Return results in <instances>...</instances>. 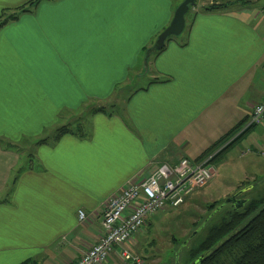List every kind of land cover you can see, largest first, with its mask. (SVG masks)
Returning <instances> with one entry per match:
<instances>
[{"label":"crops","instance_id":"1","mask_svg":"<svg viewBox=\"0 0 264 264\" xmlns=\"http://www.w3.org/2000/svg\"><path fill=\"white\" fill-rule=\"evenodd\" d=\"M29 1L0 0V16ZM180 2L40 0L0 27V139L15 145L0 143V264H72L97 241L106 201L126 181L164 162L196 161L237 127L213 153L245 135L214 165L247 158L264 175L249 156L264 158L256 148L264 121L249 124L264 98V0H198L185 33L151 56L147 84L120 111L91 114L84 137L39 142L67 124L63 113L141 77L144 49ZM214 2L233 4L203 10ZM157 77L166 81L151 82ZM23 141L30 148L16 150Z\"/></svg>","mask_w":264,"mask_h":264},{"label":"rangeland","instance_id":"2","mask_svg":"<svg viewBox=\"0 0 264 264\" xmlns=\"http://www.w3.org/2000/svg\"><path fill=\"white\" fill-rule=\"evenodd\" d=\"M180 1L181 0H177V3ZM206 1L209 2V0ZM193 11L194 10H191L186 16L187 24L190 22L191 13ZM160 33L150 39L149 47H152L156 43ZM176 38L179 37H175L174 39ZM140 62H142L144 67L145 53H143ZM146 75L147 71L142 73L141 77L132 78V81H127L124 89H118L115 94L106 101L99 103L94 102L93 105L89 104L88 106H84L82 108L83 110L73 112L69 115L63 113L62 124L67 121L66 123H70L72 126H76L77 124L82 125L87 130L91 111L100 109V107L111 113L120 111L127 94L132 91L133 88L147 84L149 77ZM133 81L134 84L130 83ZM128 84L132 85L127 86ZM53 130L52 128L50 131H47L46 135L51 134ZM30 144L31 143L23 141L20 142L19 146L15 149L21 150L30 148ZM249 156H254L256 163L257 161H259L258 163H264V158H258L259 156L257 157L255 154H249ZM25 158V154L22 152L21 160L24 161ZM222 163L223 161L216 167V174L211 181L206 186L199 189V191L193 193L184 204L177 208L159 211L150 219L152 221L150 224L148 222L135 234L133 238L134 245H130L132 249H128L133 255L141 257V264H189L188 249L196 245V243L206 235L211 225L220 222L224 216L228 215L229 206L219 212L217 211L215 215L210 214L213 213L215 207L219 206L227 197L248 187V184L252 182L254 187L244 191L240 197L252 199L264 194V175L256 173L254 163H249L247 158L236 159L233 164L223 165ZM250 174H256L258 178H246V176ZM250 185L253 186L252 184ZM209 215H214V217H210L211 220H208L209 222L207 221V226H205L207 222L205 223L203 226L205 228L201 231L203 227L201 229L200 227ZM198 229L200 230L196 232V237H192L194 239L190 238L192 233ZM184 240H187V245L180 247ZM179 250H182L180 256Z\"/></svg>","mask_w":264,"mask_h":264},{"label":"built area","instance_id":"3","mask_svg":"<svg viewBox=\"0 0 264 264\" xmlns=\"http://www.w3.org/2000/svg\"><path fill=\"white\" fill-rule=\"evenodd\" d=\"M263 121L264 98L255 106L249 124ZM256 148L264 157V146ZM212 156L201 161L183 157L174 163L164 162L156 165L147 176L126 181L106 201L97 241L72 264H109V256L116 247L119 248V262L115 264H141V258L133 255L125 245L159 211L181 206L211 181L216 174ZM78 217L79 220L84 218L81 210Z\"/></svg>","mask_w":264,"mask_h":264},{"label":"trees","instance_id":"4","mask_svg":"<svg viewBox=\"0 0 264 264\" xmlns=\"http://www.w3.org/2000/svg\"><path fill=\"white\" fill-rule=\"evenodd\" d=\"M40 0H30L25 5L19 7L18 9L7 13L2 11L0 16V27L10 20L16 19L19 14L23 12H30ZM250 0H236L235 3H248ZM233 4L231 2H214L203 6L204 11H215L227 8ZM195 8V7H194ZM192 8L190 9V11ZM189 11V12H190ZM188 25L186 24L184 33ZM183 33V34H184ZM182 34V35H183ZM182 35L178 36L181 37ZM176 36H172L166 40V43L158 49L152 55H156L165 49L166 44L171 39ZM149 48L144 49V53ZM166 81L165 77H157L152 79L151 82ZM97 112H103L110 114L104 108L95 109L90 112L89 115L95 114ZM89 113V112H88ZM250 118V117H249ZM255 125V124H252ZM238 128V127H237ZM235 128L230 133L221 137L210 149H208L201 157L196 161H201L207 156L212 155L218 147H220L232 134ZM88 132L82 125L72 126V124H64L54 130V134L50 138L41 139L39 142H55L60 136L64 134H73L80 137L86 136ZM245 133H241L239 136L230 141L223 148L213 153L211 162L216 164L222 155L229 150L237 141L243 137ZM0 143L3 144L5 148H13L15 145L11 143H6L0 139ZM253 182L249 183L248 186ZM252 187V188H253ZM229 206L228 215L224 216L220 222L211 225L208 231L196 245L191 246L188 249L189 254V264H264V194L259 197H254L252 199L247 198L245 205L237 209L234 205L228 204L224 206ZM216 209V207L214 208ZM213 209V210H214ZM221 209V210H222ZM219 212V211H218ZM211 214V213H210ZM215 215V214H214ZM214 215L212 217H214ZM211 217V218H212ZM211 218L209 220H211ZM209 222V221H208ZM208 222L205 226H207ZM203 227L201 231L204 229ZM196 237V236H195ZM194 237V238H195ZM192 238V239H194ZM184 240L180 247H184ZM182 250H179V256ZM140 257V256H139ZM141 258V257H140ZM201 261H199V259ZM142 260V259H141ZM21 264H37L35 261H25Z\"/></svg>","mask_w":264,"mask_h":264},{"label":"water","instance_id":"5","mask_svg":"<svg viewBox=\"0 0 264 264\" xmlns=\"http://www.w3.org/2000/svg\"><path fill=\"white\" fill-rule=\"evenodd\" d=\"M198 0H182L176 7L175 12L173 15V18L170 22V24L160 33L156 43L149 47V49L145 52V67L143 69V73H145L148 70L149 67V61L155 52L158 51L159 48H161L165 43L166 40L172 36H180L184 33L185 27H186V16L189 13L191 8H194L197 6ZM134 84V81H133ZM251 185L238 191L237 193L227 197L219 206L216 207V209L211 214H215L217 211H220L224 206L228 204L234 205L237 209L242 208L245 203L247 202V198H241V194L250 189ZM212 215H209L204 223L201 225L200 229L205 225V223L210 219ZM200 229L194 231L190 238L194 237L196 235V232H198ZM187 241H185L184 244H186ZM202 258L199 259L201 261ZM197 262V261H196ZM194 262V264H197Z\"/></svg>","mask_w":264,"mask_h":264}]
</instances>
